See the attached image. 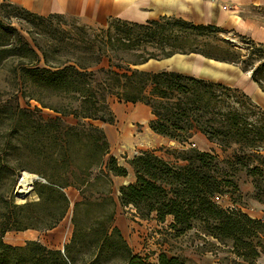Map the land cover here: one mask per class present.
<instances>
[{"label": "trees", "instance_id": "16d2710c", "mask_svg": "<svg viewBox=\"0 0 264 264\" xmlns=\"http://www.w3.org/2000/svg\"><path fill=\"white\" fill-rule=\"evenodd\" d=\"M71 23H67V20ZM225 30L177 18L144 24L110 18L94 27L64 15L40 16L11 2L0 4V73L28 106L0 105V264H149L116 226L113 177H127L111 155L106 132L110 99L149 107L152 131L182 149L141 152L130 161L136 182L120 189L123 208L136 217L173 221L177 236L197 231L240 264L264 257V220L241 209H223L216 199L240 201L238 176L251 179L250 198L264 206V111L239 89L176 71L134 69L177 54L200 55L238 66L264 92V45L250 40L243 54L220 38ZM36 101L42 109H31ZM72 118L74 123L67 119ZM210 153L186 145L197 135ZM39 175L38 200L15 204L2 190L21 171ZM73 207V236L64 251L39 240L6 244L10 232H50ZM159 264H189L162 254Z\"/></svg>", "mask_w": 264, "mask_h": 264}, {"label": "rangeland", "instance_id": "374dc122", "mask_svg": "<svg viewBox=\"0 0 264 264\" xmlns=\"http://www.w3.org/2000/svg\"><path fill=\"white\" fill-rule=\"evenodd\" d=\"M5 1L23 7V0H0V4ZM250 12L248 16H250L251 19L264 25V8L251 9ZM67 23H71L70 19L67 20ZM223 30H225L226 34H220L219 37L238 46L243 54H247L245 49L248 48V44L250 45V40L252 39L240 35L236 31ZM194 60H196V57L186 59V61ZM178 72L232 87L231 84L223 81V78H208L209 76L196 72ZM10 88L9 78L6 74L0 73V105H13L19 102L22 108L27 109L28 106L24 97L22 95L17 96ZM239 90L244 93L241 89ZM30 105L32 110L36 107L42 109L41 105L36 101H31ZM110 106L114 114V122L112 124L95 123V125L104 129L110 143L111 155L117 159L119 166L127 171V177L112 178V190L114 199L117 202L115 217L116 226L124 233L123 236L127 242L128 237H130L128 235L129 231L132 234L138 233V237L142 240L140 245L132 244L131 249L134 251V254L140 255L142 258L146 259L149 264H159V258L162 254H167L170 258L178 257L185 259L189 264H240V261L228 254L225 249L222 247L219 248L212 240L204 239L197 231H192L177 237L170 230L171 221L169 218V221L163 223L156 220L155 216L150 220L143 221L136 217V212L132 207L123 208L120 206L118 200L120 189L123 186L136 182L135 172L130 165L131 160L145 151H156L158 156L166 160H172L173 158L168 156V152L174 149L181 150L182 146H179L174 141L164 139L152 131L150 124L154 120V117L149 107L142 104L133 105L121 103L116 98L110 99ZM42 111L45 117L56 116L51 110L42 109ZM67 121L69 123H74L72 118L67 119ZM204 138V136L198 134L186 145V148H195L199 151L210 153L212 148L207 147L208 140L206 139V141ZM23 171L16 174V183L14 186L8 181L4 189H2L5 192L6 198L13 200L14 203L18 205L28 201L38 200L35 184L36 182H44H34V190H32L31 194L27 197V200L24 203L18 202L15 194L19 183L18 179ZM31 174L37 175L34 173ZM238 185L240 190V195H238L240 201H238L237 204L234 203V198L231 195L217 198L216 202L223 209H241L252 218L264 220V206L250 198L254 191L251 179L247 178L245 174H240L238 176ZM66 193L71 202V210L67 218L57 227L58 229L56 231L44 234L10 232L11 234L7 235L5 242L14 246H22L27 241L39 240L51 249L64 251L65 246L70 243L73 236V207L80 200L79 193L78 195H74L76 193L70 189L66 190ZM257 264H264V257L260 258Z\"/></svg>", "mask_w": 264, "mask_h": 264}, {"label": "crops", "instance_id": "0c3cea01", "mask_svg": "<svg viewBox=\"0 0 264 264\" xmlns=\"http://www.w3.org/2000/svg\"><path fill=\"white\" fill-rule=\"evenodd\" d=\"M22 4L23 8L40 16L64 15L100 27L105 26L110 18L139 24L161 18H177L197 26H216L236 31L264 45V25L248 16L251 9L264 8V0H23ZM191 57H196V60L186 61ZM164 64L171 67L170 71L196 72L208 78H223L233 88L244 91L264 111V92L252 81L251 74L244 73L238 66L195 54H177ZM207 71L210 74H206ZM207 147L213 148V145L207 141ZM70 190L78 195L76 190ZM169 219L172 223L173 219ZM27 232L41 234L36 231ZM128 235L130 247L132 244L140 245L142 240L138 233L132 234L129 231Z\"/></svg>", "mask_w": 264, "mask_h": 264}, {"label": "water", "instance_id": "95a60500", "mask_svg": "<svg viewBox=\"0 0 264 264\" xmlns=\"http://www.w3.org/2000/svg\"><path fill=\"white\" fill-rule=\"evenodd\" d=\"M171 58L164 59V60H149L148 62H146L144 64H141L139 66L134 67V69L140 70V71H146V72H158V71H163V70H170L171 67L168 65H165L164 63L166 61L170 60ZM23 173L24 172L21 173V175L18 179L19 181L21 180V177L24 175ZM36 181H44L46 183V181L43 180L42 178H40L39 176L33 175L32 190H34V182H36ZM29 195L26 196L25 201L27 200V197ZM15 196H16V194H15Z\"/></svg>", "mask_w": 264, "mask_h": 264}, {"label": "bare ground", "instance_id": "6f19581e", "mask_svg": "<svg viewBox=\"0 0 264 264\" xmlns=\"http://www.w3.org/2000/svg\"><path fill=\"white\" fill-rule=\"evenodd\" d=\"M240 20V19H239ZM206 74H210L209 71ZM24 175L21 177V180L18 183V187L16 190V198L18 202L24 203L26 196L31 194L32 190V181H33V174L23 171Z\"/></svg>", "mask_w": 264, "mask_h": 264}]
</instances>
